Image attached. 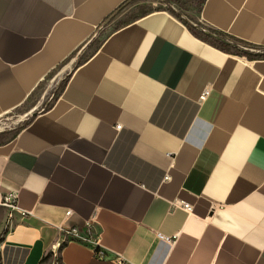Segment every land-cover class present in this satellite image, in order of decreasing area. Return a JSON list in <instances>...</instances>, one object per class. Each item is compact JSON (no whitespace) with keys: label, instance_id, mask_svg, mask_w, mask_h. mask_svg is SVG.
I'll return each mask as SVG.
<instances>
[{"label":"crops","instance_id":"obj_1","mask_svg":"<svg viewBox=\"0 0 264 264\" xmlns=\"http://www.w3.org/2000/svg\"><path fill=\"white\" fill-rule=\"evenodd\" d=\"M132 1L0 0V117L67 69L0 142V263L264 264V59L185 23L264 47V0Z\"/></svg>","mask_w":264,"mask_h":264},{"label":"rangeland","instance_id":"obj_2","mask_svg":"<svg viewBox=\"0 0 264 264\" xmlns=\"http://www.w3.org/2000/svg\"><path fill=\"white\" fill-rule=\"evenodd\" d=\"M163 3H165V7H169L168 5L170 4V0H133L129 4V7H127L129 9H127L128 12L125 14L124 18L133 17L135 14L145 12L155 6H163ZM178 3L181 4L182 1L179 0ZM176 8L183 11V9L177 5ZM66 72L67 69L62 66L51 75V80L46 81L43 85V87H47L46 96L40 98V90L27 103L15 110L3 114L0 117V142L12 138L18 129L32 116L34 111L42 109L51 102L52 97L59 91L61 82L64 80ZM48 262L49 264H61L58 252L52 253L49 256Z\"/></svg>","mask_w":264,"mask_h":264},{"label":"trees","instance_id":"obj_3","mask_svg":"<svg viewBox=\"0 0 264 264\" xmlns=\"http://www.w3.org/2000/svg\"><path fill=\"white\" fill-rule=\"evenodd\" d=\"M173 11L172 8H168ZM193 31L195 35L201 39L211 43L212 45L220 48L225 52L234 53L241 56H246L249 59H264V47H259L253 43L247 42L245 40L230 36L229 34L220 31L207 28L201 24H190L188 21L185 22ZM30 119H28L15 133V135L24 128ZM13 135V137L15 136ZM51 253H48L44 260L48 259Z\"/></svg>","mask_w":264,"mask_h":264},{"label":"built area","instance_id":"obj_4","mask_svg":"<svg viewBox=\"0 0 264 264\" xmlns=\"http://www.w3.org/2000/svg\"><path fill=\"white\" fill-rule=\"evenodd\" d=\"M207 95L205 91L201 98L203 99ZM120 128V126H117ZM186 208H190L188 204H185ZM25 214L26 212L21 210L18 205V197L15 193H5L0 195V238L11 231L15 225V213ZM60 231L63 236L75 237L82 241H91L90 227L85 234H79V229L76 227L61 226ZM171 240V238H167ZM99 257H104V252L98 250ZM1 264V263H0Z\"/></svg>","mask_w":264,"mask_h":264}]
</instances>
